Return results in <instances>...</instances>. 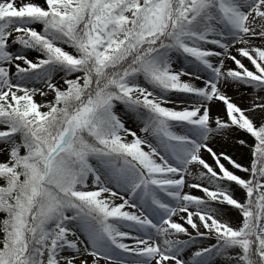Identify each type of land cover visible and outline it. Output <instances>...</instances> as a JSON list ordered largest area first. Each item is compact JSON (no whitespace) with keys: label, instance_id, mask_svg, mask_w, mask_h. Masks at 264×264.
Segmentation results:
<instances>
[{"label":"snow or ice","instance_id":"1","mask_svg":"<svg viewBox=\"0 0 264 264\" xmlns=\"http://www.w3.org/2000/svg\"><path fill=\"white\" fill-rule=\"evenodd\" d=\"M0 264H264V0H0Z\"/></svg>","mask_w":264,"mask_h":264},{"label":"bare ground","instance_id":"2","mask_svg":"<svg viewBox=\"0 0 264 264\" xmlns=\"http://www.w3.org/2000/svg\"><path fill=\"white\" fill-rule=\"evenodd\" d=\"M247 104H248V99L242 98V107H246ZM212 146L214 148H216V149H218V148L220 149L221 148V143H215ZM219 149H218V151H219ZM224 150L230 152L238 160H241V156H240V154L236 150H234V149H232L230 147L225 148ZM242 162H244V161H242Z\"/></svg>","mask_w":264,"mask_h":264},{"label":"rangeland","instance_id":"3","mask_svg":"<svg viewBox=\"0 0 264 264\" xmlns=\"http://www.w3.org/2000/svg\"><path fill=\"white\" fill-rule=\"evenodd\" d=\"M229 95L230 96H232L233 97V99L242 107V97H241V95L239 94V93H237V92H235V91H230L229 92ZM213 111H214V113L216 112V109L214 108L213 109ZM214 148V147H213ZM219 149V148H218ZM218 149H216V148H214V150H217L218 151ZM220 150V149H219ZM211 162V161H210ZM244 162H246V161H244ZM226 163V162H225ZM226 166H228L227 164H226ZM194 194H196V195H200L201 193L198 191V190H196L195 192H194Z\"/></svg>","mask_w":264,"mask_h":264}]
</instances>
